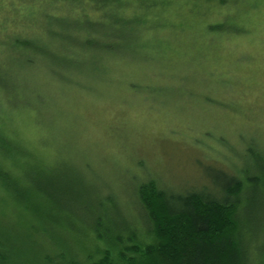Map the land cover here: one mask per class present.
<instances>
[{
    "label": "rangeland",
    "instance_id": "374dc122",
    "mask_svg": "<svg viewBox=\"0 0 264 264\" xmlns=\"http://www.w3.org/2000/svg\"><path fill=\"white\" fill-rule=\"evenodd\" d=\"M148 9L81 53L40 46L30 68L0 55V264H88L99 220L101 235L137 226L140 184L212 187L264 156V0Z\"/></svg>",
    "mask_w": 264,
    "mask_h": 264
},
{
    "label": "trees",
    "instance_id": "16d2710c",
    "mask_svg": "<svg viewBox=\"0 0 264 264\" xmlns=\"http://www.w3.org/2000/svg\"><path fill=\"white\" fill-rule=\"evenodd\" d=\"M26 1L33 0H0L1 5L9 2L7 8L15 17L8 22L0 10V55L30 68L42 58L40 46H58L61 52L76 54L79 42L85 46L80 45L81 53L105 35L98 28L104 25L110 39L120 40L118 34L132 33L140 25L139 13L163 0H38L41 9ZM28 21L34 29L39 27L37 36H44L45 42L18 33ZM1 139L0 152L5 145ZM248 154L253 155L255 167L238 165L237 173L220 168L212 187L176 191L156 181L140 184L137 226L125 224L124 233L111 228L101 235L99 220L95 239L103 247L90 252L94 256H89L88 264H264V156ZM11 175L8 167H0V185L10 186Z\"/></svg>",
    "mask_w": 264,
    "mask_h": 264
}]
</instances>
